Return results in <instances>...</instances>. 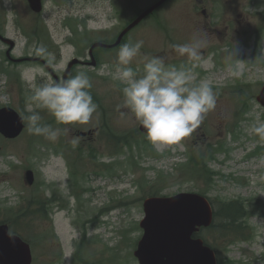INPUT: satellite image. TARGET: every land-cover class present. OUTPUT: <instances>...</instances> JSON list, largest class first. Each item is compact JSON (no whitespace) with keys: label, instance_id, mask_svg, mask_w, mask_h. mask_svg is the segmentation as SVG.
Returning <instances> with one entry per match:
<instances>
[{"label":"rangeland","instance_id":"1","mask_svg":"<svg viewBox=\"0 0 264 264\" xmlns=\"http://www.w3.org/2000/svg\"><path fill=\"white\" fill-rule=\"evenodd\" d=\"M155 1L46 0L39 16L27 0H0V33L16 43L11 54L15 60H46L35 54L36 47L44 46L54 54L50 66L62 79L72 59L88 60L93 43L114 41L137 10ZM262 26L264 0H171L128 36L127 43L144 41L143 54L161 56L168 66L183 65L198 80L207 79L213 85L216 108L206 115L200 129L182 142L152 144L122 107V86L113 79L120 48L99 51L97 67L82 65L75 70V74L86 71L92 81L98 115L90 124L58 125L41 111L44 120L54 122L53 127L69 129L57 142L30 134L28 128L14 140L0 135V221L33 245V264H78L74 253L83 231L89 254L86 264H139L134 251L143 235L144 199L180 193L204 194L215 210L221 200L246 201L247 209V204L261 200V214L244 223L250 239L231 242L236 240L234 234L223 239L208 229L200 235L222 253L221 264H264V152L257 153L264 141L250 131L254 122L264 121V108L257 99L264 84ZM196 34H206L207 44L201 50V61L193 64L169 46L190 42ZM8 49L0 42V109L10 107L24 117L31 95L28 83L34 79L40 82L41 74L54 79L39 62L13 63L7 57ZM132 67L142 71V57L135 58ZM136 131L140 134L129 138L127 145L119 142L122 150L116 148L111 134L132 135ZM77 136L79 143L74 146L71 141ZM90 150H94L93 156ZM190 158L206 163L214 177L208 182L189 179L184 165L193 164ZM74 162L76 188L86 189L82 191L84 202L73 197ZM103 162L115 165L108 172ZM27 169L35 173L36 185L32 187L24 182ZM158 190L162 191L156 193ZM54 193L61 200L57 199L51 210L37 213L33 195L49 198ZM48 203L43 200L41 204ZM12 212L19 213L21 223ZM124 231H128L126 238Z\"/></svg>","mask_w":264,"mask_h":264},{"label":"clouds","instance_id":"2","mask_svg":"<svg viewBox=\"0 0 264 264\" xmlns=\"http://www.w3.org/2000/svg\"><path fill=\"white\" fill-rule=\"evenodd\" d=\"M143 44V40L129 41L118 50L113 79L122 86V107L143 128L152 144H177L190 137L216 108L217 94L207 79L198 80L185 66H168L161 56L143 54ZM206 44V34H196L190 42L169 47L195 64L201 61V50ZM35 54L49 64L55 61L54 54L44 46L36 47ZM137 57H142V71L132 67ZM28 87L30 102L23 119L30 134L49 142H57L69 129L45 123L41 111L51 115L58 125H88L98 115V105L91 93L92 81L86 71L63 80H52L41 74L40 82L34 79ZM250 131L264 141V121L254 122ZM79 139L73 138L72 144L77 145ZM9 238L13 236L10 234Z\"/></svg>","mask_w":264,"mask_h":264},{"label":"water","instance_id":"3","mask_svg":"<svg viewBox=\"0 0 264 264\" xmlns=\"http://www.w3.org/2000/svg\"><path fill=\"white\" fill-rule=\"evenodd\" d=\"M167 0H161L133 21L111 46L96 43L90 53L97 47H116L123 37L136 27L144 18L153 13ZM35 13L43 9V0H28ZM0 39L10 45L8 56L15 47L9 39ZM78 61L74 60L65 75L67 78L71 67ZM264 106V88L258 97ZM25 128L23 118L14 110H0V133L6 138L18 137ZM140 130L145 133L140 126ZM27 184L34 183V175L28 171L25 175ZM146 218L142 222L145 236L136 253L142 264H216L214 252L204 245L201 239L193 235L200 227H208L213 221V210L209 201L200 195L182 193L170 198H151L145 202ZM8 228L0 226V264H31L30 247L18 237L9 238Z\"/></svg>","mask_w":264,"mask_h":264},{"label":"trees","instance_id":"4","mask_svg":"<svg viewBox=\"0 0 264 264\" xmlns=\"http://www.w3.org/2000/svg\"><path fill=\"white\" fill-rule=\"evenodd\" d=\"M35 35H37L36 31H35ZM44 122L51 124V125L54 123L52 120H44ZM111 135L113 136V139L116 142V145H117L116 148L118 149L121 148V146L118 145L120 141H123L124 144L126 145L128 144V139H129L128 135H121V136H114L113 134ZM70 149L82 151L81 147H77V148L70 147ZM259 150L261 152L262 149L259 148ZM90 154L93 156L94 150H90ZM202 159L204 160V157ZM195 161L197 162L196 164H194ZM191 163L193 164L184 165L185 172L188 175H190L189 179L200 180V178H203L205 174L209 173L206 163L200 162L198 158L192 159ZM73 166L74 167L72 170V176L74 178V183L77 184V175H78L77 163H73ZM103 166L106 170L108 171L111 170L110 165L103 163ZM163 178H165V176L161 175L160 179L163 180ZM161 183L163 184L162 181ZM161 191L162 190H158L156 193H160ZM254 203H255L254 205L253 203L247 204L250 206V208L247 209L245 206L246 201H243L240 199L231 200V201L221 200L218 204V209L215 213L216 223L212 226L211 229L217 232V234L219 235V238L226 239L227 236L234 234L233 236H235V238L239 240L250 239L251 235L249 234V230L246 227H244L245 220L251 218L253 215L261 214L262 212L261 211L262 210L261 200H257ZM12 213L14 215V217L11 215L13 218L16 217L17 219L21 220L20 219L21 217L18 215L19 214L18 212H12ZM9 219L10 218H8V220ZM82 248H83V245H80L78 247L77 258L79 260H81Z\"/></svg>","mask_w":264,"mask_h":264},{"label":"flooded vegetation","instance_id":"5","mask_svg":"<svg viewBox=\"0 0 264 264\" xmlns=\"http://www.w3.org/2000/svg\"><path fill=\"white\" fill-rule=\"evenodd\" d=\"M40 63V62H39ZM89 62L85 61L84 63L80 64V65H88ZM43 65V63H41ZM78 67V66H77Z\"/></svg>","mask_w":264,"mask_h":264}]
</instances>
